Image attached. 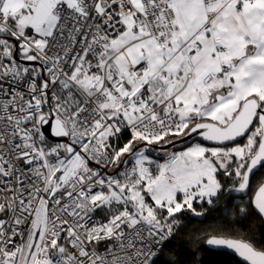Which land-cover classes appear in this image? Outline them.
Returning <instances> with one entry per match:
<instances>
[{
  "label": "snow or ice",
  "instance_id": "snow-or-ice-1",
  "mask_svg": "<svg viewBox=\"0 0 264 264\" xmlns=\"http://www.w3.org/2000/svg\"><path fill=\"white\" fill-rule=\"evenodd\" d=\"M261 169L264 0H0V264H264Z\"/></svg>",
  "mask_w": 264,
  "mask_h": 264
},
{
  "label": "trees",
  "instance_id": "trees-1",
  "mask_svg": "<svg viewBox=\"0 0 264 264\" xmlns=\"http://www.w3.org/2000/svg\"><path fill=\"white\" fill-rule=\"evenodd\" d=\"M194 141V140H193ZM192 142V141H191ZM190 142V143H191ZM242 142V141H241ZM189 143V144H190ZM161 158V157H160ZM264 175V169H261L253 176L252 182V190L257 187L258 179ZM223 179V177H221ZM230 183V181L228 182ZM227 186V185H226ZM241 194L233 193L232 196L234 199H237ZM248 196L244 195V199H247ZM224 202V197L220 199V205ZM198 211L207 210V215L204 217H196L193 216L189 212H185L182 214L184 227L180 230V233L177 234V237L171 242L173 246L179 247L181 251V258L184 264H243L242 261L238 259L235 255L228 253L226 251H215L211 250L206 246V242L201 240L199 242V248L194 256L190 251L194 245H196V241L183 239L184 234L186 233H195L197 235L205 236L211 232L213 226L218 223H224L226 228H230L233 225L227 223L223 219V214L218 209H209L207 205H194ZM256 219V218H253ZM249 222H244L243 228L248 229ZM259 231L264 232V227L260 228Z\"/></svg>",
  "mask_w": 264,
  "mask_h": 264
},
{
  "label": "water",
  "instance_id": "water-1",
  "mask_svg": "<svg viewBox=\"0 0 264 264\" xmlns=\"http://www.w3.org/2000/svg\"><path fill=\"white\" fill-rule=\"evenodd\" d=\"M196 138L195 137H192V138H185L184 140L182 141H178L176 144H175V147L177 146H182V145H186L188 143H190L191 141L195 140ZM206 246L211 249V250H215V251H226L228 253H231L233 255H235L231 250L227 249V248H223V247H210L206 244ZM236 256V255H235ZM237 257V256H236ZM240 261H242L240 258H238Z\"/></svg>",
  "mask_w": 264,
  "mask_h": 264
},
{
  "label": "rangeland",
  "instance_id": "rangeland-1",
  "mask_svg": "<svg viewBox=\"0 0 264 264\" xmlns=\"http://www.w3.org/2000/svg\"><path fill=\"white\" fill-rule=\"evenodd\" d=\"M193 142V141H192ZM191 142V143H192ZM190 143V144H191ZM189 144V143H188ZM185 145H182V146H177V147H175L177 150H179V149H181V148H183ZM150 155H151V158L152 159H155V160H158V161H160V162H162V160H163V153L162 152H157V151H152L151 153H150ZM161 157V158H160Z\"/></svg>",
  "mask_w": 264,
  "mask_h": 264
}]
</instances>
